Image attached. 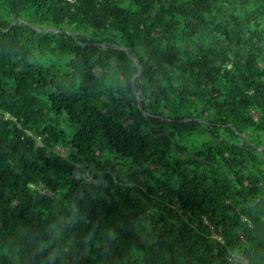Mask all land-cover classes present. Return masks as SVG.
<instances>
[{"label":"trees","instance_id":"1","mask_svg":"<svg viewBox=\"0 0 264 264\" xmlns=\"http://www.w3.org/2000/svg\"><path fill=\"white\" fill-rule=\"evenodd\" d=\"M0 264H264V0H0Z\"/></svg>","mask_w":264,"mask_h":264},{"label":"built area","instance_id":"2","mask_svg":"<svg viewBox=\"0 0 264 264\" xmlns=\"http://www.w3.org/2000/svg\"><path fill=\"white\" fill-rule=\"evenodd\" d=\"M67 1H73V0H67Z\"/></svg>","mask_w":264,"mask_h":264}]
</instances>
